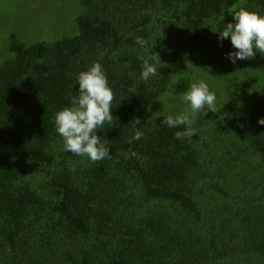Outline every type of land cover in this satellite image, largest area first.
<instances>
[{
    "label": "trees",
    "instance_id": "1",
    "mask_svg": "<svg viewBox=\"0 0 264 264\" xmlns=\"http://www.w3.org/2000/svg\"><path fill=\"white\" fill-rule=\"evenodd\" d=\"M83 4L76 35L27 44L12 33L0 63V264L20 254L28 264H221L242 253V264H264V92L256 111L220 106L176 139L184 128L162 122L161 96L189 82L165 70L144 81L143 60L128 53L154 23H185L202 42L240 8L264 16V0ZM94 63L114 94L113 123L96 133L110 157L96 163L58 147L54 124Z\"/></svg>",
    "mask_w": 264,
    "mask_h": 264
},
{
    "label": "rangeland",
    "instance_id": "2",
    "mask_svg": "<svg viewBox=\"0 0 264 264\" xmlns=\"http://www.w3.org/2000/svg\"><path fill=\"white\" fill-rule=\"evenodd\" d=\"M83 12V0H0V63L12 57L9 51L12 33L27 44L54 42L78 33L77 17ZM228 22L233 20L226 21L219 31ZM148 31L143 45L130 46L131 49L126 45L124 49L142 60L148 59L157 72L167 71L172 84L187 80L191 85L203 80L216 96V108L234 103L248 111L260 107L264 92V56L259 52L252 59H238L233 64L227 54L236 49L230 37L220 40L219 34L214 32L218 30L206 32L207 40L202 42L191 35L185 23H154ZM184 92L170 87L162 94L164 115H178L187 107L181 100ZM198 121L197 115L194 124ZM212 128L206 125V130ZM61 145L63 139L59 135L57 146ZM19 256V264H28L22 254ZM234 256L221 264H242L243 253Z\"/></svg>",
    "mask_w": 264,
    "mask_h": 264
},
{
    "label": "clouds",
    "instance_id": "3",
    "mask_svg": "<svg viewBox=\"0 0 264 264\" xmlns=\"http://www.w3.org/2000/svg\"><path fill=\"white\" fill-rule=\"evenodd\" d=\"M231 14L233 22L226 23L222 31H214L219 34L220 40L230 37L236 51L228 53V59L235 64L238 59H252L257 52L264 56V16L244 8ZM136 43L143 45L145 41L138 37ZM156 73L157 68L144 59L141 79L147 81ZM76 79L79 84L78 96L72 97L71 106L55 114L54 124L63 139L65 151L85 156L96 163L110 157L106 140L96 133L106 122L113 123L111 105L114 94L100 63L80 71ZM181 100L187 107L178 115H166L162 121L172 128H184L183 131L175 132L176 139L193 136L196 130L192 125L198 114L207 115L209 110L217 112L216 96L203 80L192 83L189 90L181 95ZM258 123L264 125V117L259 118ZM143 136L144 133L137 130L133 139L139 140Z\"/></svg>",
    "mask_w": 264,
    "mask_h": 264
}]
</instances>
